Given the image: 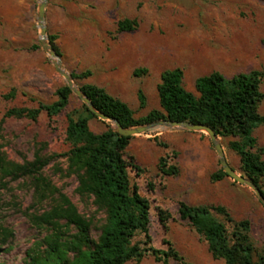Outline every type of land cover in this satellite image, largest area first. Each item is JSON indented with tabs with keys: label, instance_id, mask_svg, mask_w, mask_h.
<instances>
[{
	"label": "rangeland",
	"instance_id": "1",
	"mask_svg": "<svg viewBox=\"0 0 264 264\" xmlns=\"http://www.w3.org/2000/svg\"><path fill=\"white\" fill-rule=\"evenodd\" d=\"M38 1L0 0V119L8 108L54 101L55 90L65 84L39 39ZM124 18L136 20L137 26L119 31L117 22ZM45 24L48 40L52 44L50 38L54 37L52 46L66 70H91L89 77L74 79L75 84L103 87L126 102L135 118L161 109L156 87L165 69L180 68L184 88L195 95V79L214 70L226 77L251 70L264 72V0H47ZM138 68L146 72L134 75ZM139 89L145 99L143 107ZM260 89L264 94V77ZM82 103L72 92L66 109L52 120L45 112L36 121L6 118L0 142L8 158L17 162L31 160L36 152L52 156L43 175L91 221L90 234L95 239L104 214L91 198L76 192V176L67 173L62 156L70 147L65 141L67 114L80 109ZM258 111L264 115V98ZM108 125L113 127L99 117L89 121L95 133ZM253 134L264 149V125ZM219 140L228 163L239 172V158L227 146L229 139ZM161 156L177 165V175L159 171ZM124 157L140 168L129 171V176L150 202L149 232L154 247L166 249L164 242L168 241L185 264H224L213 258L203 238L179 219L178 203L184 201L222 205L235 221L247 219L254 258L264 250V206L251 189L228 176L210 180L220 165L206 133L166 130L136 134ZM53 204L52 198L39 199L30 178L0 185V229L12 232L8 242L0 244V264H31L48 256L43 238L51 230L38 225L33 215ZM159 210L169 215L165 226L159 220ZM214 215L232 229L223 215ZM66 258L72 260L74 253ZM126 264L162 263L146 255L139 262ZM170 264L181 263L171 260Z\"/></svg>",
	"mask_w": 264,
	"mask_h": 264
},
{
	"label": "trees",
	"instance_id": "2",
	"mask_svg": "<svg viewBox=\"0 0 264 264\" xmlns=\"http://www.w3.org/2000/svg\"><path fill=\"white\" fill-rule=\"evenodd\" d=\"M136 26V20L127 18L117 22L119 31H131ZM50 39L53 44L54 37ZM145 72L146 69L138 68L134 70V75ZM91 73L86 69L79 73L71 72V75L73 79H79L87 78ZM263 77L264 72L260 70L239 72L230 77L214 70L195 79L194 87L198 93L195 95L184 88L180 68L165 69L156 87L161 109L150 110L140 118L134 117L126 102L103 87L86 83L80 88L97 111L116 118L123 127L160 119L210 126L217 136L229 139L227 146L239 158V172L252 180L264 195V149L258 145L253 134L257 127L264 125V115L258 111L264 98L260 89ZM71 93L70 88L63 84L57 87L56 99L50 103L38 101L35 107L8 108L0 119V138L6 118L36 121L45 112L52 120L66 109ZM137 96L143 107L145 99L140 89ZM96 117L84 103L80 109L67 114L65 141L70 147L62 154L67 173L76 176V192L91 198L104 214L95 239L90 234L91 221L43 175L52 156L36 152L31 160L17 162L8 158L0 142V185L3 187L9 181L27 177L31 179L40 200L47 197L54 200L48 210L33 215L38 225L48 226L51 232L43 238L48 256L31 264H126L129 261L139 262L146 255L162 264H170L171 260L185 264L184 258L168 241L164 242L166 249L152 245L150 202L140 194L138 186L131 183L129 176V171H139L140 168L132 159L124 157L133 136H122L109 125L102 132H93L89 121ZM158 169L168 176L179 172L175 163L168 162V156L158 159ZM226 176L219 167L210 174V180L219 181ZM214 213L223 215L232 229L229 230ZM177 214L203 238L213 258L222 259L224 264H264V250L254 258L255 249L247 219L235 221L222 205H193L184 201L178 203ZM158 216L165 226L169 215L159 210ZM11 236L10 230L1 228L0 244H6ZM70 252L74 253V258L67 260L66 255Z\"/></svg>",
	"mask_w": 264,
	"mask_h": 264
},
{
	"label": "water",
	"instance_id": "3",
	"mask_svg": "<svg viewBox=\"0 0 264 264\" xmlns=\"http://www.w3.org/2000/svg\"><path fill=\"white\" fill-rule=\"evenodd\" d=\"M46 3L47 0L38 1L36 22L40 30V42L43 48L45 49L46 53L48 54L49 58L51 59L53 66L63 77L65 84L70 88L71 92L76 94L91 111H93L102 120L110 121L113 125L112 128H114L115 131H117L122 136H133L146 132H163L166 130H187L206 133L209 137L210 142L214 146L219 165L223 169V171L227 174L229 178H231L235 182L251 189L257 199L264 206V195L262 194L260 188L252 180L237 172L232 166H230L225 157V153L223 150V146L219 140V136L215 134L214 130L210 126L204 123H195L191 121L160 119L143 125L123 127L116 118L110 117L102 112L97 111L94 108L91 100L85 95L82 89L75 84L71 73L68 72L64 67L60 55L55 51L54 47L48 40L47 28L45 24Z\"/></svg>",
	"mask_w": 264,
	"mask_h": 264
}]
</instances>
